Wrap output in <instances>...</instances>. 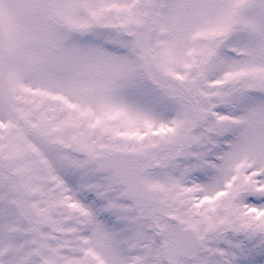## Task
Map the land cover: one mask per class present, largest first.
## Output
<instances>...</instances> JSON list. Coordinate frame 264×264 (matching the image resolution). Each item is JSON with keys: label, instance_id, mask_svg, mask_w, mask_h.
<instances>
[{"label": "snow or ice", "instance_id": "obj_1", "mask_svg": "<svg viewBox=\"0 0 264 264\" xmlns=\"http://www.w3.org/2000/svg\"><path fill=\"white\" fill-rule=\"evenodd\" d=\"M0 264H264V0H0Z\"/></svg>", "mask_w": 264, "mask_h": 264}]
</instances>
